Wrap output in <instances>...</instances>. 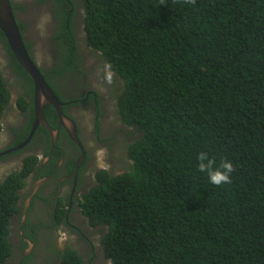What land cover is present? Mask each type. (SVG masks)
Returning <instances> with one entry per match:
<instances>
[{
	"label": "trees",
	"instance_id": "16d2710c",
	"mask_svg": "<svg viewBox=\"0 0 264 264\" xmlns=\"http://www.w3.org/2000/svg\"><path fill=\"white\" fill-rule=\"evenodd\" d=\"M83 4L88 44L115 75V105L134 137L129 170H99L84 195L90 224L104 225L108 261L264 264V0ZM7 46L30 96L20 94L19 106L33 115V80ZM65 62L46 75L60 100L67 94L51 75L81 68L72 58ZM10 99L0 69V130ZM44 114L57 118L51 104ZM201 151L233 162L231 183L215 186L198 171ZM22 175L0 188V264L13 255L10 222ZM72 247L61 264H83L81 248Z\"/></svg>",
	"mask_w": 264,
	"mask_h": 264
},
{
	"label": "flooded vegetation",
	"instance_id": "af4514ba",
	"mask_svg": "<svg viewBox=\"0 0 264 264\" xmlns=\"http://www.w3.org/2000/svg\"><path fill=\"white\" fill-rule=\"evenodd\" d=\"M12 1L17 6L14 9L15 17L26 46H30L28 49L30 56L45 77L55 67L66 66L65 58H72L81 68L76 71L77 69L67 67L64 71L68 73L67 77L62 75L63 73L51 75V79L60 82L61 91L67 94L61 100L57 93L56 96L63 104V113L76 125L78 141L72 139L67 126L60 124L58 114L54 121L48 120L44 114L46 122L54 130L53 137L48 127L41 123L25 147L11 152L29 137L30 133L25 136L30 123L32 127L34 125L35 112L32 115L31 108L22 109L19 106L20 94H24L29 100L30 96L27 94L25 84L19 78L7 43L0 33L2 61L7 64L8 73L13 76L14 88L10 84V79L4 74L3 76L11 92L14 89L18 90L15 108H12L13 111L15 109L18 111L15 112L17 121H12L6 116V110L12 105L11 102L1 116L0 188L15 173L22 175L27 172L22 175L21 185L16 191L18 210L11 217L10 222L9 239L13 245V255L9 258L8 264H61V255L72 247L69 243H73L74 249H78L77 245L81 244L83 252H79L83 256V264H87V261L89 264H111L100 242L104 225L96 224L92 227L90 218L83 210L84 195L94 187L97 182V172L101 170L100 152H104L102 159L110 166L109 154L111 147L113 151V146L106 142L104 137L111 135L109 130L112 128L113 116L111 114L107 120H103L100 116L103 107L105 108L102 102L104 99L101 97L103 94L99 89L86 87L85 68L98 65L101 83L110 86L108 95L111 102L116 100L114 73L100 72L103 67L105 70L109 68L102 54L88 44L84 29L83 0ZM27 10L30 13L26 14ZM29 25L35 45L28 39ZM72 37L76 50H70ZM38 48L43 55L46 50L50 53L49 57L44 55V66H40L36 60L35 53ZM90 72L94 78V74L97 73L95 67H90ZM104 74L110 78L105 79L107 75ZM90 102L91 104H88ZM79 104L83 106H78ZM84 106L91 108L93 133L83 128L76 115V108L83 109ZM124 126L127 127L125 124ZM27 161H29L28 170H26ZM49 257L52 261L48 259Z\"/></svg>",
	"mask_w": 264,
	"mask_h": 264
},
{
	"label": "rangeland",
	"instance_id": "374dc122",
	"mask_svg": "<svg viewBox=\"0 0 264 264\" xmlns=\"http://www.w3.org/2000/svg\"><path fill=\"white\" fill-rule=\"evenodd\" d=\"M30 12H28V10L26 11V14H28ZM31 26H28V39L34 43V39L31 36V32H30ZM42 43V42H41ZM43 44V43H42ZM40 48V47H39ZM36 50L35 56H36V60L37 62L40 64V66H44V55L49 57L50 53L48 50H46L45 54L43 55L40 51ZM1 49H0V67L2 69L3 74L7 77V79H10V84L13 86H15V83H13L14 79L11 73H8V68L7 64L2 61V56H1ZM5 63V64H4ZM90 67H95L96 72L98 73V65H91L86 67V75H87V80H86V87H94L96 89H99L100 91H102L101 93L103 94L101 97L102 99H104L103 105L105 106V108L103 107V111L100 114V116L102 117L103 120H107L110 118L111 114L113 116L112 119V128L109 130V134H111L110 136L104 137L106 139V142L110 143L111 146H113V152L112 151V147H111V153L109 154V163L110 166H108L102 159V156L104 154V152H100L101 155V159L99 160V164H100V168L101 169H106L109 172L115 173V174H122L126 171L129 170V164L131 163V160L128 159L127 161V146L132 142V139L134 137L131 136V134L133 133V129L130 127H125L124 123L122 121V119L120 118L116 105H115V101H110L109 98L110 96L108 95L109 93V88L110 86H107L103 83H101V77H100V73H95L94 74V78L92 77V73L90 72ZM109 68V67H108ZM106 71L111 72V69L109 68L108 70H105V67L101 68L100 72H104ZM112 73V72H111ZM107 74H104V76ZM114 75V74H113ZM10 76V77H8ZM109 76L107 75L105 77V79H107ZM115 77V75H114ZM110 78V77H109ZM112 79V78H111ZM110 81V80H108ZM110 82H113V80H111ZM112 85V83H110ZM18 95V90H15L11 92V104L8 109L6 110V116H8L10 119H12V121H17L18 117L16 115L15 112H18L16 109L13 111V109L15 108V98ZM88 104H91L88 103ZM87 104V105H88ZM108 105V106H107ZM78 106H83V104H79ZM107 106V107H106ZM13 108V109H12ZM9 111V112H8ZM76 115L79 118L80 122L82 123L83 128L86 131H90L89 133H93L94 132V126H93V117H92V111L90 106H84V108L82 109V107L76 108ZM123 125V126H122ZM114 139V140H113ZM112 140V141H111ZM128 165V166H127ZM105 167V168H104ZM72 244V243H69ZM81 244H78L77 247H80ZM87 261V260H86ZM12 263H13V259H12ZM87 264H89V261L86 262Z\"/></svg>",
	"mask_w": 264,
	"mask_h": 264
},
{
	"label": "water",
	"instance_id": "95a60500",
	"mask_svg": "<svg viewBox=\"0 0 264 264\" xmlns=\"http://www.w3.org/2000/svg\"><path fill=\"white\" fill-rule=\"evenodd\" d=\"M0 30L5 35L7 43L15 55L17 61L30 75L34 83V112H35V122L30 132L29 137L26 141L16 148L12 149L11 152L20 150L25 147L32 139L39 124L43 123L48 127L49 131L53 135L54 130L46 122L44 116L43 108L45 104H51L57 111L60 118V124L67 126L69 133L76 142L78 141L76 125L72 120H69L67 116L63 113V104L59 101L54 92L53 88L50 86L46 77L42 73L40 67L30 56L29 50L26 47L22 32L18 25L15 17L14 9L11 0H0Z\"/></svg>",
	"mask_w": 264,
	"mask_h": 264
},
{
	"label": "clouds",
	"instance_id": "9594fccd",
	"mask_svg": "<svg viewBox=\"0 0 264 264\" xmlns=\"http://www.w3.org/2000/svg\"><path fill=\"white\" fill-rule=\"evenodd\" d=\"M186 3L194 4L195 0H186ZM197 169L206 173L208 180L215 186L231 183L232 173L235 171L233 162L228 158L219 161L207 152L201 151L197 154Z\"/></svg>",
	"mask_w": 264,
	"mask_h": 264
}]
</instances>
